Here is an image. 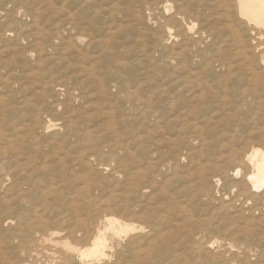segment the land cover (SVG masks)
<instances>
[{
  "label": "bare ground",
  "instance_id": "bare-ground-1",
  "mask_svg": "<svg viewBox=\"0 0 264 264\" xmlns=\"http://www.w3.org/2000/svg\"><path fill=\"white\" fill-rule=\"evenodd\" d=\"M0 264H264V0H0Z\"/></svg>",
  "mask_w": 264,
  "mask_h": 264
},
{
  "label": "rangeland",
  "instance_id": "rangeland-1",
  "mask_svg": "<svg viewBox=\"0 0 264 264\" xmlns=\"http://www.w3.org/2000/svg\"><path fill=\"white\" fill-rule=\"evenodd\" d=\"M56 3H54V7L56 6V8H58V9H62V7L59 5V2H57V4L55 5ZM122 4V3H121ZM126 5V4H125ZM58 6V7H57ZM59 6L61 7V8H59ZM64 9V8H63ZM59 54V55H58ZM60 53H55V57L53 58V59H51L52 61H55L54 63L53 62H51V61H49V63L48 64H50V62H51V64H59V63H62L63 64V62L66 64V63H68V57L65 55L64 56V54L63 55H61ZM63 56H64V58H63ZM36 57V56H35ZM59 57V58H58ZM66 57H67V60H66ZM61 58V59H60ZM56 59H58V60H56ZM62 60H64V61H62ZM69 63H71V61H69ZM68 63V64H69Z\"/></svg>",
  "mask_w": 264,
  "mask_h": 264
}]
</instances>
